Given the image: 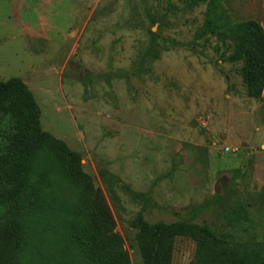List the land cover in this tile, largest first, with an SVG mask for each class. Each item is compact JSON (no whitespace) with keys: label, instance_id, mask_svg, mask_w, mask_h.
<instances>
[{"label":"rangeland","instance_id":"374dc122","mask_svg":"<svg viewBox=\"0 0 264 264\" xmlns=\"http://www.w3.org/2000/svg\"><path fill=\"white\" fill-rule=\"evenodd\" d=\"M218 1L231 23L264 31V0ZM193 3L0 0V82L23 83L42 132L88 180L47 148L31 167L70 219L98 192L131 264L138 214L205 226L229 247L264 242V91L246 96L232 42L204 34L205 5ZM52 221L34 236L47 259L26 264H85ZM194 262V242L178 240L171 264Z\"/></svg>","mask_w":264,"mask_h":264},{"label":"trees","instance_id":"16d2710c","mask_svg":"<svg viewBox=\"0 0 264 264\" xmlns=\"http://www.w3.org/2000/svg\"><path fill=\"white\" fill-rule=\"evenodd\" d=\"M199 4L205 5L202 31L232 42L233 51L227 60L242 65L239 73L246 96L262 102L263 28L252 20L231 23L218 0H194L192 7ZM45 148L62 155L63 170L71 179L87 183L79 158L42 132L38 109L23 83L19 79L0 82V264L46 260L40 246L46 240H34V236L40 224H48V220L57 222L52 221L60 237L85 264H131L98 192L88 190L93 198L77 209L79 219L68 218L57 204L55 192L49 189V177L40 176L31 167L36 153ZM135 228L138 264H171L176 242L181 239L195 244L193 264H264V242L229 247L205 226L184 222L149 224L141 214L136 217Z\"/></svg>","mask_w":264,"mask_h":264},{"label":"water","instance_id":"95a60500","mask_svg":"<svg viewBox=\"0 0 264 264\" xmlns=\"http://www.w3.org/2000/svg\"><path fill=\"white\" fill-rule=\"evenodd\" d=\"M68 66L65 68V71H64V75H67L68 74ZM220 185L217 187V192H218V189H219Z\"/></svg>","mask_w":264,"mask_h":264}]
</instances>
